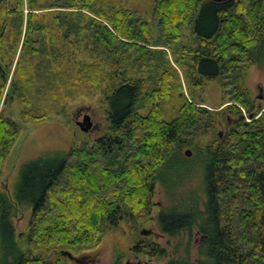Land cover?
I'll return each mask as SVG.
<instances>
[{
    "label": "trees",
    "instance_id": "16d2710c",
    "mask_svg": "<svg viewBox=\"0 0 264 264\" xmlns=\"http://www.w3.org/2000/svg\"><path fill=\"white\" fill-rule=\"evenodd\" d=\"M47 9L59 12L37 22L35 11ZM0 12V49L13 37L14 54L23 38L20 59L34 44L39 45L36 52L46 53L35 81L11 83L20 97L23 88L39 90L49 75L44 71H52L53 64L61 68L55 74L60 83L62 71L113 72L104 92L108 134L94 147L26 163L12 195L0 190V264L4 256L13 264H67L64 251L92 249L109 228L149 214L158 184L171 201L158 214L161 230L189 239L187 255L168 264H264V105L243 84L246 70L264 61V0H155L157 41L151 24L122 0H0ZM185 28L195 45L183 42ZM57 35L63 37V48ZM74 45L82 55L74 59L77 67L60 61ZM146 45L173 46L178 64L190 61L192 71H184L190 87L220 79L227 108L215 113L197 105L180 95L179 82L176 112L166 118L167 65L160 61L151 88L147 78L127 72L146 61L150 68L156 65ZM1 56L0 80L6 84L13 58ZM45 114L24 113L34 120ZM215 115L225 116L223 136L202 145L199 138L215 129ZM20 131L19 123L0 114V176ZM186 148L193 157L185 155ZM198 169L202 184L186 197L187 180ZM26 208H31L27 250L20 246L13 220ZM196 232L202 239L195 261L191 245ZM150 254L164 257L167 252L152 244ZM114 264H122V254Z\"/></svg>",
    "mask_w": 264,
    "mask_h": 264
},
{
    "label": "rangeland",
    "instance_id": "374dc122",
    "mask_svg": "<svg viewBox=\"0 0 264 264\" xmlns=\"http://www.w3.org/2000/svg\"><path fill=\"white\" fill-rule=\"evenodd\" d=\"M122 2L129 9L135 11L140 18L151 24L154 40L160 39V28L153 19L155 0H122ZM25 4H27V0H25ZM54 10H36L35 13L40 18L35 19L37 22H44L55 17V12L59 11ZM24 12L25 14L29 13L27 6L24 8ZM44 13L46 14L43 15ZM58 37L61 39V48L63 37ZM22 42L23 38L14 54L12 49L14 48L13 37H7L0 49L1 57L8 60L13 58L9 80L6 84H3L0 80V114L3 113L5 116L12 118L21 126L20 133L4 159L0 176V190L6 191L9 195H12L20 170L26 163L42 156L53 158L71 149L94 147L100 138L108 134L110 126L109 104L104 92L107 91V86L111 83L109 75L113 74L112 71H62L63 79L60 83L56 80L55 74L57 71H61V68L58 67V64H53L52 71H44L49 74L46 76L47 84H42L39 90L27 88L25 92L23 88V97L12 90L10 86L13 80L16 81L15 86L20 83L24 84L26 78L31 83L35 81L37 72L44 65L43 61L46 53L36 52L38 44H34L33 49L25 53L23 58L20 59ZM68 42L71 43V41ZM183 42L186 45H195L188 28L184 29ZM77 47L78 45H74L73 51L70 50L68 56L60 58V61L71 62L77 67L74 59L77 57L81 60L82 57V55H79ZM146 47L153 54L154 60L151 62L156 65L150 68L148 61H146V66L137 69V71L127 72L134 76L147 78V86L151 88L155 85L160 61L167 65L168 70L164 73L166 79L164 87L167 88L166 91L169 92V95L162 101L166 118L172 117L176 112L178 106L177 85L179 82L182 83L183 89L180 95L184 93L188 99L198 102L197 105L205 106L209 110L215 111V113L227 108L230 102L224 103L225 96L220 79L202 80L198 85L190 87L184 76V71H192L190 61L185 62L184 65L178 64L174 57L173 46L146 45ZM55 51L56 49L53 47L52 53ZM129 54L134 55L131 52ZM56 55L57 53L53 57ZM169 63L175 70L169 67ZM243 84L249 90L251 98L253 100L257 98L256 103L264 105V61L258 65H251L246 70ZM11 94H15L14 97ZM21 98L27 100V104H23ZM61 98L62 100H59ZM25 111L37 115L45 114V112L47 114H45L46 118L44 119L34 120L26 117L24 115ZM86 115H89L90 120L93 121L91 130L88 132L82 131L76 123L77 121H83ZM215 118L217 119L215 129L199 138L202 145L211 142L218 135L223 136L225 116L215 115ZM188 149L192 151V154L187 157H193L194 153L191 148L184 149L185 155ZM201 179V169L190 175L186 185L189 187V194L187 193L186 197L190 196L192 191L200 188ZM170 205L171 201L168 194L158 184L149 214L140 216L133 221H122L117 227L109 228L104 233L99 245L92 249L78 253L71 252L78 258L87 255L85 260L88 263L76 262L68 257L66 263L114 264L118 253L122 254V264H136L138 262L141 264H168L172 258L185 257L189 243L188 237L185 235L170 237L161 230L158 223L160 210ZM30 218L31 208L19 211L18 215L13 218L20 246L25 250L28 249L25 238ZM143 229H150L152 234L143 235L141 233ZM201 239V235L196 232L191 245V258L195 261L199 256ZM152 244L164 247L167 255L164 257L152 256L150 254ZM36 251V249L31 250L33 253ZM57 254H59V251L55 252V255ZM3 263L13 264L7 256H4Z\"/></svg>",
    "mask_w": 264,
    "mask_h": 264
},
{
    "label": "water",
    "instance_id": "95a60500",
    "mask_svg": "<svg viewBox=\"0 0 264 264\" xmlns=\"http://www.w3.org/2000/svg\"><path fill=\"white\" fill-rule=\"evenodd\" d=\"M215 2H223L227 0H212ZM77 125L81 128L82 131L88 132L91 130L92 127V121L90 120V116L86 115L83 121H77ZM192 154V151L190 149L186 150V156H190ZM150 229H143L141 233L143 235H150L151 234ZM64 256H68L70 259H75L77 262H81V258L75 257L70 251H64L63 252Z\"/></svg>",
    "mask_w": 264,
    "mask_h": 264
},
{
    "label": "flooded vegetation",
    "instance_id": "af4514ba",
    "mask_svg": "<svg viewBox=\"0 0 264 264\" xmlns=\"http://www.w3.org/2000/svg\"><path fill=\"white\" fill-rule=\"evenodd\" d=\"M92 121V120H91ZM92 124H93V121H92ZM151 234H152V232H151ZM87 258V255H85L84 257H81V262L82 263H88V261H86L85 259ZM71 260H73V261H76L75 259H71ZM77 262V261H76ZM128 264H135V263H128ZM136 264H141V263H136Z\"/></svg>",
    "mask_w": 264,
    "mask_h": 264
}]
</instances>
